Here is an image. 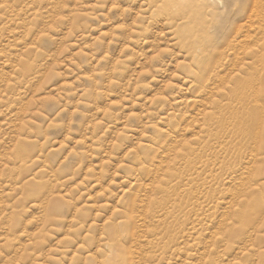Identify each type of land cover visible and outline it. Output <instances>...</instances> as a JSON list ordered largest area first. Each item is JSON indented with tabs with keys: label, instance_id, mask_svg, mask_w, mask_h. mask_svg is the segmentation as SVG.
I'll return each mask as SVG.
<instances>
[{
	"label": "rangeland",
	"instance_id": "1",
	"mask_svg": "<svg viewBox=\"0 0 264 264\" xmlns=\"http://www.w3.org/2000/svg\"><path fill=\"white\" fill-rule=\"evenodd\" d=\"M222 1L0 0V264H264V0Z\"/></svg>",
	"mask_w": 264,
	"mask_h": 264
},
{
	"label": "bare ground",
	"instance_id": "2",
	"mask_svg": "<svg viewBox=\"0 0 264 264\" xmlns=\"http://www.w3.org/2000/svg\"><path fill=\"white\" fill-rule=\"evenodd\" d=\"M214 1L217 2L218 6H219V8H220V10H221L220 13H221L222 15H227V14L230 13V11H229V9H228L229 7H224V4H223V1H222V0H214ZM257 1H258V0H257ZM257 1H256V3H257ZM259 1H260V0H259ZM259 1H258V2H259ZM253 3H254V2H253ZM260 3H264V2H260ZM257 4H259V3H257ZM221 5H223V7H221ZM253 5H254V4H253ZM259 6H260V4H259ZM252 7H253V6H252ZM257 8H258V7H257ZM257 8H256V9H257ZM255 11H256V10H255ZM260 12H261V11H260ZM260 12H259V13H260ZM259 13H258V14H259ZM262 14H263V13H262ZM230 16H231V15H230ZM263 17H264V16H263ZM230 18H231V17H230ZM257 18H258V17H257ZM257 20H258V19H257ZM260 20H262V18H261ZM262 21H264V20H262ZM253 23H254V22H253ZM228 24H229V23H228ZM244 24H245V23H244ZM247 24H248V26H251V24H249V23H247ZM255 24H256V23H255ZM261 24H262V22H261ZM257 25H258V24H257ZM240 26H241V29H242V26H243V25H240ZM238 28H239V26H238ZM255 28H256V27H255ZM258 28H260V27H258ZM241 29H240V30H241ZM243 29H244V27H243ZM234 30H235V29H234ZM236 30H237V29H236ZM238 30H239V29H238ZM240 30H239V32H238L239 34H240V33H241V34L245 33L244 31L240 32ZM245 31H246V30H245ZM233 32H234V31H233ZM249 32H250V31H249ZM236 34H237V32H236ZM239 34H238V35H239ZM234 35H235V33H234ZM234 35H233V36H234ZM246 35H247V34H246ZM243 36H244V35H243ZM236 37H237V35H236ZM236 37H235V38H236ZM239 37H240V35H239ZM232 38H234V37H232ZM232 38H231V39H232ZM237 38H238V37H237ZM236 40H237V39H236ZM231 42H232V41H231ZM234 42H235V41H234ZM238 42H239V40H238ZM228 43H229L228 45H230V41H229ZM235 43H237V42H235ZM235 43H234V44H235ZM231 44H232V43H231ZM234 44H233V45H234ZM228 45L225 46V47H228ZM233 45H230V46H233ZM235 47H236V46H235ZM231 48H233V47H231ZM229 49H230V48H229ZM229 49H227V50H229ZM237 49H239V48H237ZM225 50H226V48H225ZM229 51H231V49H230ZM239 51H241V50H239ZM244 51H245V50H244ZM234 53H235V52H234ZM238 53H239V52H237V54H238ZM241 53H242V52H241ZM221 54H222V53H221ZM232 54H233V52H232ZM234 55H235V54H234ZM242 55H243V57H244V59H245V54L242 53ZM242 55H241V56H242ZM239 56H240V54H239ZM258 56H259V55H258ZM258 56H257V58H258ZM220 57H221V55H220ZM236 57H237V56H236ZM236 57H235V58H236ZM255 57H256V56H255ZM226 58H228V57H226ZM237 58H238V57H237ZM241 58H242V57H241ZM239 59H240V58H239ZM227 60H228V59H227ZM229 60L231 61V59H229ZM234 60H235V59H234ZM240 60H241V59H240ZM238 61H239V60H238ZM238 61H237V62H238ZM234 62H235V61H234ZM216 63H217V62H216ZM216 63H215V64H216ZM218 63H220V62H218ZM218 63H217V64H218ZM235 63H236V62H235ZM242 63H243V60H242ZM217 64H216L215 67H217ZM236 65H237V63H236ZM233 66H234V65H233ZM231 67H232V66H231ZM234 68H236V67H234ZM218 73H221V72H218ZM226 74H227V73H226ZM216 75L218 76V74H216ZM253 75H254V74H253ZM210 76H212V74H211ZM219 76H220V75H219ZM219 76H218V77H219ZM218 77H217V79H218ZM220 77H221V76H220ZM221 78H222V77H221ZM231 78H232V77H231ZM254 78H256V77L254 76ZM209 79H210V78H209ZM219 79H220V78H219ZM224 79H225V78H224ZM237 79H238V78H237ZM215 80H216V79H215ZM226 80H227V79H226ZM244 80H245V79H244ZM211 81H212V79H211ZM216 81H217V80H216ZM223 81H224V80H223ZM228 81H230V80H228ZM228 81H227V82H228ZM208 82H209V80H208ZM208 82H206V83H208ZM225 82H226V81H225ZM244 82H245V81H244ZM255 82H256V81H253V83H255ZM248 83H249V82H248ZM250 83H251V82H250ZM209 84H210V83H209ZM211 84H212V83H211ZM214 84H215V83H214ZM225 84H226V83H225ZM242 84H243V82H242ZM256 84H257V83H256ZM260 84H261V83H260ZM205 85H206V84H205ZM216 85H219V82H218V84H216ZM216 85H214V86H216ZM253 85H255V84H253ZM207 86L209 87L210 85H207ZM214 86H212V87L214 88ZM208 87H207V88H208ZM210 87H211V86H210ZM212 87H211V88H212ZM204 88H206V87H204ZM216 88H217V86H216ZM234 88H235V87H234ZM234 88H233V89H234ZM248 88H249V87H248ZM252 88H253V86H252ZM252 88H251V89H252ZM254 88H255V87H254ZM258 88H259V87H258ZM255 89H256V88H255ZM247 90H248V89H247ZM258 90H259V89H258ZM205 91H206V90H205ZM205 91H204V93H205ZM207 91H208V90H207ZM213 91H215V90H213ZM256 91H257V90H256ZM208 92H209V91H208ZM210 92H212V91H210ZM214 93H215V92H214ZM228 93H229V92H228ZM237 93H238V92H237ZM243 93H245V92H243ZM247 93H249V92H247ZM257 93H258V92H257ZM208 94H209V93H208ZM225 94H227V93H225ZM233 94H234V93H233ZM249 94H250V93H249ZM252 94H253V92H252ZM255 94H256V93H255ZM255 94H253V95L256 96L257 94H256V95H255ZM203 95H204V94H203ZM209 95H211V94H209ZM229 95H230V94H229ZM240 95H241V94H240ZM250 95H251V94H250ZM253 95H252V96H253ZM247 96H249V95H247ZM229 97L232 98V96H229ZM235 97H236V96H235ZM242 97H243V96H242ZM256 97H257V96H256ZM258 97H260V96L258 95ZM262 97H263V96H262ZM240 98H241V97H240ZM247 98H249V97H247ZM244 100H245V99H244ZM255 100H256V98H255ZM263 100H264V99H263ZM263 100H262V101L260 100V101L263 102ZM233 101H234V98H233ZM239 101H241V100H239ZM247 101H248V100H247ZM257 101H258V100H257ZM234 102H236V101H234ZM245 102H246V100H245ZM261 102H260V103H261ZM210 103H211V102H210ZM212 103H213V102H212ZM255 103H256V102H255ZM258 103H259V102H258ZM258 103H257V105H258ZM233 104H234V103H233ZM233 104H232V105H233ZM239 104H240V103H239ZM239 104H237V106H238ZM229 105H230V104H229ZM245 105H247V104H245ZM254 105H255V104H254ZM261 105H262V104H261ZM237 106H236V107H237ZM247 106H250V105H247ZM251 106H252V105H251ZM230 107H231V106H230ZM230 107H229V108H230ZM232 107H233V106H232ZM239 107H240V106H239ZM245 107H246V106H244V108H245ZM253 107H254V106H253ZM260 107H262V106H260ZM256 108H257V107H256ZM263 108H264V107H262V109H263ZM257 109H258V108H257ZM237 110H238V109H237ZM243 110H244V109H243ZM243 110H242V111H243ZM246 110H248V109H246ZM260 110H261V109H260ZM263 110H264V109H263ZM248 111H249V110H248ZM252 111H253V110H252ZM261 111H262V110H261ZM200 112H201V111H200ZM236 112H237V111H236ZM244 112H245V111H244ZM258 112H259V110H258ZM234 113H235V112H234ZM237 113H238V112H237ZM247 113H248V112H247ZM256 113H257V111H256ZM263 113H264V111H263ZM263 113H262V114H263ZM209 115H210V113H209ZM209 115H208V116H209ZM227 115L229 116V114H227ZM227 115H226V116H227ZM232 115H233V114H232ZM245 115H246V114H245ZM214 116H215V115H214ZM216 116H219V114L216 115ZM224 116H225V115H224ZM226 116H225V117H226ZM235 116H236V115H235ZM237 116H238V115H237ZM237 116H236V117H237ZM247 116H248V115H247ZM209 117H210V116H209ZM229 117H230V116H229ZM254 117H255V116H254ZM254 117H253V118H254ZM216 118H217V117H216ZM222 118H223V117H222ZM232 118H233V117L231 116V119H232ZM239 118H241V117H238V119H239ZM259 118H260V117H259ZM261 118H262V117H261ZM234 119H236V118H234ZM244 119H245V116H244ZM244 119H242V122H243ZM212 120H213V119H212ZM225 120L230 121L229 119H225ZM248 120H249V118H248ZM259 120L262 121L263 119H259ZM233 121H234V120H233ZM239 121H240V119H239ZM239 121H236V120H235L234 122H239ZM261 121H260V122H261ZM224 122H225V121H224ZM224 122H223V123H224ZM226 122H227V121H226ZM234 122H233V124H234ZM240 122H241V121H240ZM247 122H248V121H247ZM247 122H246V123H247ZM250 122H252V121L250 120ZM260 122L258 121L257 125H258ZM263 122H264V121H263ZM219 123H220V121H219ZM219 123H218V124H219ZM229 123H230V122H229ZM246 123H245V124H246ZM254 123H255V122H254ZM239 124H240V123H239ZM260 124H261V123H260ZM240 125H242V124H240ZM249 125L251 126V123H250ZM253 125H254V124H253ZM231 126H232V125H231ZM233 126H234V125H233ZM233 126H232V128H233ZM236 126H238V124H237ZM250 126H249V127H250ZM258 126H260V125H258ZM220 127H221V126H220ZM226 127H227V126H226ZM256 129H257V127H256ZM256 129H254V131H256ZM260 129H261V128H260ZM245 131H246V130H244V132H245ZM248 131H249V130H248ZM254 131H253V134H254ZM257 131H258V130H257ZM250 132H252V131H250ZM259 132H260V130H259ZM259 132H258V133H259ZM262 132H264V131H262ZM235 134L239 135V134H242V133H239V134H238V133L236 132ZM235 134H234V135H235ZM244 134H245V133H244ZM244 134H243V135H244ZM246 134H248V133L246 132ZM255 134H257V133H255ZM257 135H258V134H257ZM244 136H245V135H244ZM248 136H249V134H248ZM241 137H242V136H241ZM250 137H251V135H250ZM252 137H253V136H252ZM256 137H257V136H256ZM256 137H255V138H256ZM235 138H237V136H236ZM245 138H246V137H245ZM245 138H244V139H245ZM253 138H254V137H253ZM253 138H251V139H253ZM255 138H254V139H255ZM244 139H242V140H244ZM247 139H248V138H247ZM257 139H258V138H257ZM257 139H256V140H257ZM248 140H250V138H249ZM248 140H247V141H248ZM259 140H260V136H259ZM263 140H264V139H263ZM247 141L245 140L244 143L247 142ZM251 141L253 142V140H251ZM251 141H250V142H251ZM254 141H255V140H254ZM257 141H258V140H257ZM260 141L263 142L262 139H261ZM260 141H259V144H262V143H260ZM240 142H241V141H240ZM242 142H243V141H242ZM255 142H256V141H255ZM255 142L251 143V145H254ZM244 143H243V145H244ZM257 144H258V143H257ZM247 145H248V144H247ZM251 145H249V146H250L251 148H252V147L254 148V146H251ZM245 146H246V145H245ZM255 146H256V144H255ZM257 147H258V146H257ZM244 148H246V147H244ZM253 148H252V149H253ZM259 148L261 149L262 147H259ZM257 149H258V148H256L255 150H257ZM242 150H243V149H242ZM249 150H250V148H249ZM255 150H254V151H255ZM262 150H263V149H262ZM259 151H260V150H259ZM242 152H245V151H242ZM246 153H247V151H246ZM250 153H251V152H250ZM250 153H249V154H250ZM252 153H254V152H252ZM255 153H256V152H255ZM255 153H254L253 155H256ZM257 153H259L258 150H257ZM241 154H245V153H241ZM249 154H247L246 156H248ZM259 154H260V153H259ZM262 154H264V153H262ZM246 156H245V158H247ZM249 156H251V155H249ZM256 156H257V155H256ZM256 156H255V158H257ZM253 157H254V156H253ZM248 158H249V157H248ZM250 158H251V157H250ZM250 158H249V159H250ZM259 158H261V156H260ZM253 159H254V158H253ZM262 159H263V158H262ZM247 160H248V159H247ZM257 160H258V159H257ZM257 160H255V161H257ZM251 161H252V160H251ZM253 163L255 164V162H253ZM256 163H257V162H256ZM260 165H261V163H260ZM256 166H257V165H256ZM258 166H259V165H258ZM249 167H250V166H249ZM251 167H252V165H251ZM250 170H251V169H250ZM260 170H261V171H260V173H258V175H259V174H262V172H263L262 169H260ZM251 171H253V173H255L256 168L253 167ZM250 173H251V172H250ZM253 173H252V174H253ZM253 177H254V176H253Z\"/></svg>",
	"mask_w": 264,
	"mask_h": 264
}]
</instances>
